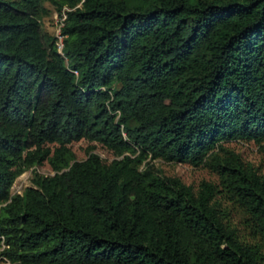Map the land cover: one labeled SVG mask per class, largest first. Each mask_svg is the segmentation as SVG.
I'll list each match as a JSON object with an SVG mask.
<instances>
[{"label": "trees", "instance_id": "1", "mask_svg": "<svg viewBox=\"0 0 264 264\" xmlns=\"http://www.w3.org/2000/svg\"><path fill=\"white\" fill-rule=\"evenodd\" d=\"M44 1L69 8L62 52ZM80 139L122 157L72 160ZM231 140L264 141V0H0L2 260L262 264L224 223L214 184L194 191L147 160L210 168L264 239V176ZM45 160L54 174L11 194Z\"/></svg>", "mask_w": 264, "mask_h": 264}, {"label": "rangeland", "instance_id": "2", "mask_svg": "<svg viewBox=\"0 0 264 264\" xmlns=\"http://www.w3.org/2000/svg\"><path fill=\"white\" fill-rule=\"evenodd\" d=\"M40 7L42 8L39 9L37 15L42 29L48 36L55 37L58 40V35H60L58 11L49 1H44ZM221 145L224 149L238 154L246 166L253 169L259 175L264 176V141L257 144L253 141L231 140L222 142ZM47 146L50 147L51 151L57 147L56 144H47ZM67 146L73 154L72 160H84L89 153H95L99 155L104 163L108 164L112 160L122 157L117 156L105 145L97 141L80 139ZM215 151L218 154H224L223 150L219 147ZM147 160H149L150 164L161 177L178 178L184 184L191 186L194 191L198 189L202 182L214 184L217 188V193L213 199V203L215 202L224 223L234 230L239 241L248 246H253L257 250L260 261L264 264V239L256 232L252 219L237 199L220 185L219 177L214 171L205 165L195 167L186 162H169L162 159ZM35 173L42 176H51L54 174V171L47 160L40 165L25 168L15 178L11 186V194H22L27 187L32 185V177ZM3 248L4 245L1 244L0 251ZM0 264L9 263L6 260H2L0 255Z\"/></svg>", "mask_w": 264, "mask_h": 264}, {"label": "built area", "instance_id": "3", "mask_svg": "<svg viewBox=\"0 0 264 264\" xmlns=\"http://www.w3.org/2000/svg\"><path fill=\"white\" fill-rule=\"evenodd\" d=\"M69 8L67 7H63L58 13H57V16L59 17L60 19V25H59V31L61 29V27L64 25V21H65V18H66V11H68ZM58 40H56V45H57V49L59 52H62V47H63V43H62V35H58Z\"/></svg>", "mask_w": 264, "mask_h": 264}]
</instances>
